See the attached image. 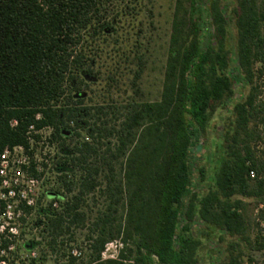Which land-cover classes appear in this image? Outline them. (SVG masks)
I'll return each instance as SVG.
<instances>
[{
  "label": "trees",
  "instance_id": "trees-1",
  "mask_svg": "<svg viewBox=\"0 0 264 264\" xmlns=\"http://www.w3.org/2000/svg\"><path fill=\"white\" fill-rule=\"evenodd\" d=\"M138 2L0 0V155L27 148L30 127H51L58 148L71 146L68 173L48 191L59 209L34 224L56 264H200L214 240L208 264H255L264 237L243 200L264 206V0H174L158 98L142 100L137 57L135 99L75 106L71 84L91 74L98 38L129 25ZM237 85L246 92L234 100ZM215 119L220 154L206 179L193 159ZM100 198L104 210L92 217ZM74 230L85 231V262L63 251ZM114 242L116 256L103 259Z\"/></svg>",
  "mask_w": 264,
  "mask_h": 264
},
{
  "label": "rangeland",
  "instance_id": "rangeland-1",
  "mask_svg": "<svg viewBox=\"0 0 264 264\" xmlns=\"http://www.w3.org/2000/svg\"><path fill=\"white\" fill-rule=\"evenodd\" d=\"M137 5L140 7L138 9V16L132 22L127 24V20H123L118 23L111 34H102L97 41L99 45V54L95 62L94 73L98 77V83L90 87L87 90V97L85 99L84 105L94 106L103 105L107 103L110 99L116 102V108L122 107L125 103L135 99V92L132 87L133 82V71L138 63L137 57H142L145 62L144 72L138 81V87L142 93V100L152 101L158 98L161 83H162V70L165 62V52L167 49V43L170 33V24L172 19V13L174 9V0H139ZM134 21V22H133ZM234 43V41H231ZM118 67L117 72L119 74L117 77L116 84L111 86V90L107 92V73L112 71L114 66ZM262 99H264V80L260 84ZM246 92V89L241 85L236 86V94L234 100L239 98V93ZM220 121V120H219ZM218 120H214L211 123V131L201 137L202 145L198 147L199 153L195 152V157L193 159L195 174L199 168L205 169L206 179H209L212 175L213 168H216L220 150L218 148V135L221 130V124ZM83 138L85 135L81 133ZM42 138H47L50 135L49 130H44L42 132ZM75 140L80 141L78 138ZM86 141V139H84ZM43 141V140H42ZM40 145V152H44L52 158V156L58 152V146L53 147L49 144L46 147ZM52 165V164H51ZM118 168L116 169V172ZM56 174L50 170L49 175L44 179L43 184L40 186L41 197L38 199L41 203L49 205V201L45 197L47 191L55 189L56 184ZM205 184L200 187L203 189ZM69 195H66L67 197ZM91 197V196H90ZM90 197L87 199L86 203L92 205ZM42 200L44 202H42ZM246 207V215L252 221L260 223L261 235L264 237V212L262 213L263 218L256 219L259 214V209H263L264 206H260L256 209L255 203L252 200H243ZM96 205L93 209V216L97 210H104V198H100L95 201ZM54 209H59V204ZM39 217L37 213L30 218L29 221L25 222V227L23 230V241H33L37 243V246L32 250H26L19 244L17 252L13 259V264H56V256L45 248V242L43 241L41 235L39 234L40 228L36 227L34 224L38 221ZM74 240L73 242H66L64 240L63 251L70 252L73 247V253L78 257L79 261H87V244L84 241L85 231L74 230ZM254 236V231L251 232ZM68 237V236H67ZM67 237L65 239H67ZM216 240L212 242H204L203 247L200 252V264H208V256L211 253H217L219 250V244ZM117 243H110L106 246L105 251L102 254L103 259L113 258L117 253ZM43 259V261L41 260ZM64 263V260H61ZM255 264H264V249L261 253L256 254Z\"/></svg>",
  "mask_w": 264,
  "mask_h": 264
},
{
  "label": "built area",
  "instance_id": "built-area-1",
  "mask_svg": "<svg viewBox=\"0 0 264 264\" xmlns=\"http://www.w3.org/2000/svg\"><path fill=\"white\" fill-rule=\"evenodd\" d=\"M11 125H16V122ZM44 130L50 131L47 138H42ZM52 133L51 127L40 130L30 127L27 133V148L6 147L0 155V264H13L14 260L10 261V258L13 259L15 254H19L16 251L19 244L22 243L24 248V244L28 242L23 241L25 222L29 221L39 208H46L45 204H38L41 197L40 186L50 170L54 171L52 158L40 152L41 147L38 146L46 144L49 148L50 144L54 147ZM200 145L201 138L197 147ZM52 207L56 208L57 203Z\"/></svg>",
  "mask_w": 264,
  "mask_h": 264
},
{
  "label": "flooded vegetation",
  "instance_id": "flooded-vegetation-1",
  "mask_svg": "<svg viewBox=\"0 0 264 264\" xmlns=\"http://www.w3.org/2000/svg\"><path fill=\"white\" fill-rule=\"evenodd\" d=\"M105 34L109 35V34H111V31L106 30ZM94 66H95V64L93 63V67L91 68V70H92L91 74L82 72V73H80L77 81H73V83L71 84L72 85L71 86V88H72V102L75 104V106H79L78 105L79 103H83V105H84L85 99H86L87 94H88L87 90H89L91 86L96 85L98 83V77L94 73ZM86 75H88L90 78L85 79ZM83 94H85L84 97L82 96ZM71 126H72V124H71ZM71 134H72V132L70 131V129H63L61 131V136L66 141V143L69 142ZM54 143H55V147H57L58 143L57 142H54ZM71 156H72L71 146L69 149L67 147H61L58 149V152L53 155L52 166H53V171L56 174V176H58L59 174L68 173L67 170L69 169L68 167H70V164H69L70 162L67 161V158H70ZM56 181H57V178H56ZM46 198L49 201H54L55 199H57V195L53 192H47ZM54 203H57V202L54 201L53 204ZM48 207H49V205H46V208H39L38 209V211H37V214L39 217L38 221H43L44 215H52L53 214L55 209L53 207H52V209H50ZM30 242H33V241H28L24 244V249L27 250L26 247L30 245ZM33 243L35 244V247H36L37 243L36 242H33Z\"/></svg>",
  "mask_w": 264,
  "mask_h": 264
},
{
  "label": "water",
  "instance_id": "water-1",
  "mask_svg": "<svg viewBox=\"0 0 264 264\" xmlns=\"http://www.w3.org/2000/svg\"><path fill=\"white\" fill-rule=\"evenodd\" d=\"M90 77L88 75L85 76V79H89ZM95 80V79H94ZM83 97L85 96V94L82 95ZM35 247V244L33 242H30V245L27 246V250H32Z\"/></svg>",
  "mask_w": 264,
  "mask_h": 264
}]
</instances>
